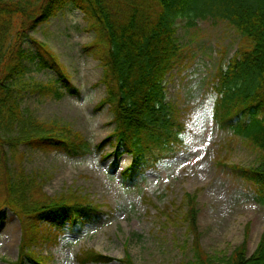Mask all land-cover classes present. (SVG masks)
I'll use <instances>...</instances> for the list:
<instances>
[{
    "label": "rangeland",
    "instance_id": "1",
    "mask_svg": "<svg viewBox=\"0 0 264 264\" xmlns=\"http://www.w3.org/2000/svg\"><path fill=\"white\" fill-rule=\"evenodd\" d=\"M185 24V20H178L175 25L183 60L165 83L166 101L178 110L184 127L183 148L131 182L120 175L129 166L130 156L122 155L114 162L113 156L103 157L112 152L108 145L103 152L95 150L112 131V115L106 105L100 104L105 97L100 82L104 69L99 58L86 49L95 33L88 28L84 13L65 0L60 12L29 33L22 48L36 53L34 41L45 44L46 50L39 49V56L48 68L38 70L30 64L27 76L40 83L54 80L57 76L52 56L78 95L56 99L24 91L23 119L69 126L90 143L93 151L71 158L59 151L23 144L11 152L4 148V165L19 178L14 181L19 188L11 196L0 181V264H11L19 256L20 224L8 203L14 202L11 197L22 195L25 185L28 190L24 197L29 204H40L45 196L57 198L76 191L89 196L109 214L98 224H86L79 234L53 232L50 238L56 235L54 242L35 248L36 254L45 257L44 264H80V252L88 249L112 259L102 264H123L124 253L134 264L187 262L192 253L184 225L169 223L164 213H175L170 204H180L184 194L196 195L200 244L205 254L229 257L242 243L247 224V251L248 255L253 253L264 231V205L257 201L255 188L232 174L228 166H255L258 153L231 139L230 131L220 129L213 120L216 75L219 69H226L239 35L226 23L213 19L198 20L194 27ZM0 130L4 139L24 138L32 132L22 124L16 129L3 125ZM2 174L0 170V179ZM11 228L14 240L8 244ZM25 264L31 263L26 259Z\"/></svg>",
    "mask_w": 264,
    "mask_h": 264
},
{
    "label": "trees",
    "instance_id": "2",
    "mask_svg": "<svg viewBox=\"0 0 264 264\" xmlns=\"http://www.w3.org/2000/svg\"><path fill=\"white\" fill-rule=\"evenodd\" d=\"M84 13L88 28L95 33L91 50L103 65L100 80L105 88L101 105L112 115L111 133L95 147L103 152L106 145L116 162L128 155L131 162L120 175L129 182L152 168L158 161L170 159L183 148L184 127L178 110L166 101V79L183 60L176 39L175 25L185 20L194 27L198 20L224 22L239 35V42L226 69L216 75V100L213 120L222 130L230 131L231 139L258 153L252 167L229 165L237 178L255 188L257 201L264 205V0H70ZM65 5V0H0V128H31L28 137L4 139L0 130V170L7 194L17 190L19 178L4 165L5 152L18 145L32 149L53 150L68 157L92 154L93 147L69 126L23 119L21 97L24 91L39 97L61 99L77 96L56 59V78L46 83L30 79V64L35 69L48 68L39 56L45 44L36 42V53H27L22 43L29 33L48 22ZM8 172V173H7ZM30 185V182H28ZM19 188V187H18ZM22 187L21 196L11 197L9 207L16 214L21 230L18 259L11 264H44L45 257L35 248L56 231L79 234L86 224H98L109 217L89 196L76 191L57 198L29 204ZM28 192V191H27ZM147 203H152L145 199ZM17 203V204H15ZM33 204V205H32ZM36 205V206H35ZM174 211L165 210L166 221L180 222L189 237L192 258L178 264H264V231L251 255L247 251L249 224L244 239L229 257L205 254L200 244L197 223L196 195L184 194L180 204H170ZM167 209V208H166ZM1 219V214H0ZM80 264L108 263L112 259L93 249L82 250ZM121 262L134 264L127 253Z\"/></svg>",
    "mask_w": 264,
    "mask_h": 264
},
{
    "label": "bare ground",
    "instance_id": "3",
    "mask_svg": "<svg viewBox=\"0 0 264 264\" xmlns=\"http://www.w3.org/2000/svg\"><path fill=\"white\" fill-rule=\"evenodd\" d=\"M14 230L13 228L9 229V231L7 232V240H8V244H11L14 240Z\"/></svg>",
    "mask_w": 264,
    "mask_h": 264
}]
</instances>
